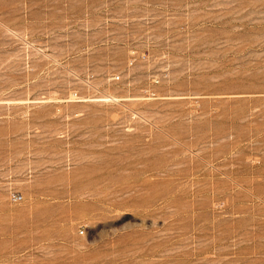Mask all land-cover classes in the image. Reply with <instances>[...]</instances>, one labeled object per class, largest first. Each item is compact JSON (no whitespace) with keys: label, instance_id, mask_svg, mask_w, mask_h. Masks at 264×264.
<instances>
[{"label":"rangeland","instance_id":"1","mask_svg":"<svg viewBox=\"0 0 264 264\" xmlns=\"http://www.w3.org/2000/svg\"><path fill=\"white\" fill-rule=\"evenodd\" d=\"M0 264H264V0H0Z\"/></svg>","mask_w":264,"mask_h":264},{"label":"built area","instance_id":"2","mask_svg":"<svg viewBox=\"0 0 264 264\" xmlns=\"http://www.w3.org/2000/svg\"><path fill=\"white\" fill-rule=\"evenodd\" d=\"M14 197H15L16 199L20 198V197L17 196V195H14ZM82 231H83V229H82V227H80V228H79V232L81 233Z\"/></svg>","mask_w":264,"mask_h":264}]
</instances>
